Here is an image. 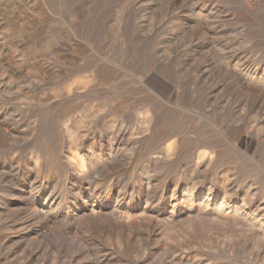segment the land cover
Masks as SVG:
<instances>
[{
    "label": "rangeland",
    "instance_id": "1",
    "mask_svg": "<svg viewBox=\"0 0 264 264\" xmlns=\"http://www.w3.org/2000/svg\"><path fill=\"white\" fill-rule=\"evenodd\" d=\"M180 1L0 0V264L261 263L230 219L188 222L203 202L245 210L244 194L224 196L222 170L236 191L264 188V103L254 104L264 99V74L240 66H264V0H186L196 8L177 24ZM217 127L230 142L216 147L224 163L196 170L192 145L206 131L219 137ZM174 131L184 141L171 167L158 155ZM72 135V152L85 147L87 175L68 168ZM245 135L253 144L234 149ZM177 171H197L207 185H177ZM140 175L148 177L136 182ZM177 187V202L164 205ZM256 209L247 208L259 228Z\"/></svg>",
    "mask_w": 264,
    "mask_h": 264
},
{
    "label": "bare ground",
    "instance_id": "2",
    "mask_svg": "<svg viewBox=\"0 0 264 264\" xmlns=\"http://www.w3.org/2000/svg\"><path fill=\"white\" fill-rule=\"evenodd\" d=\"M181 2V5H180V7L179 8H177V9H175L174 10V14H176V16H174V18L176 19V20H179L178 21V23L177 24H180V22H181V20H182V18L185 16L184 14H186V15H189V12H191V10H193V9H195L196 7V4L194 3V4H192V6H193V8L191 9V8H189L188 7V3H187V1L186 0H181L180 1ZM194 11V10H193ZM181 26V25H180ZM192 58V57H191ZM191 61V60H190ZM200 61V60H199ZM211 61H213V59L211 60ZM215 61V60H214ZM208 63L210 62V61H207ZM244 62V61H243ZM202 63H204V62H202ZM215 63V62H214ZM220 64V63H219ZM203 65V64H202ZM208 64H204V66L206 67ZM212 65V64H211ZM214 65V64H213ZM249 65V64H248ZM248 65H246L245 64V62H244V64L243 65H240V66H242V68H244L245 70H247V72L246 73H249L250 74V72L252 71V74H250V76H252V77H256V76H258L260 73H257V72H260L261 71V69H262V74H264V66H263V68L261 67H258V68H254L255 70H253V69H251V67H249ZM199 68V67H198ZM208 68H210L209 66H208ZM213 68V67H212ZM199 69H201V68H199ZM205 70H207V69H205ZM210 70V69H209ZM200 73H202V75H204V73H205V71H202V70H200ZM205 75H206V73H205ZM263 78H264V76H263ZM84 79V78H83ZM88 80V79H87ZM232 81V80H231ZM230 81V82H231ZM233 82V81H232ZM264 82V81H263ZM81 83V82H80ZM81 85H82V83H81ZM251 85V84H250ZM263 85H264V83H263ZM248 86V85H247ZM86 87V86H85ZM237 87V86H236ZM85 89V88H84ZM83 89V90H84ZM247 89V88H246ZM238 90H241V88H239V87H237V91ZM237 94L238 93H240V92H236ZM243 93V92H242ZM239 95H241V94H238V96ZM246 94H244V96H245ZM260 95V94H259ZM242 96V95H241ZM243 96V97H244ZM247 96V95H246ZM240 97V96H239ZM241 98V99H244V98ZM250 97V96H249ZM251 98V97H250ZM253 99V98H252ZM240 100V99H239ZM262 100H264V99H262ZM258 101L257 99H256V101H255V105H256V102L259 104L260 103V106H261V104L262 103H264L263 101ZM158 101V100H157ZM239 103V105H238V107L236 106H234V107H232V110H231V115H233V117L235 116L236 117V114L237 113H241V111H240V109H242V107H240V103H241V101H239L238 102ZM150 105V104H149ZM246 107V106H245ZM236 108H238V111L239 112H237V109ZM244 108V107H243ZM260 108V107H259ZM243 110V109H242ZM237 116H238V114H237ZM143 117H145L146 119H149V113L148 112H146L145 111V114H144V116ZM240 117V116H239ZM205 118H207V117H205ZM209 118V117H208ZM211 118V117H210ZM236 121V120H235ZM212 122V121H211ZM249 123H252V122H249ZM258 123V122H257ZM212 124V123H211ZM222 124L223 123H220V126H222ZM238 124V123H237ZM260 124V123H259ZM189 125V124H188ZM213 125H215V124H213ZM216 126V125H215ZM214 126V127H215ZM250 126V125H249ZM253 126V125H252ZM259 126V125H258ZM213 127V126H212ZM254 128V127H253ZM257 128V127H256ZM3 129V128H2ZM215 129V128H214ZM222 129V128H221ZM217 130H219V137H215L214 135H213V133H211L210 131H206V133H203V137H197V139H198V141H197V143H196V141H195V143H193V145H192V147H194V150L192 151L193 152V158H192V160H193V166H194V168H196V170L197 169H204V168H208V167H211V168H214V169H217V167H216V164L218 163V162H221L222 161V163H224L223 162V158L224 157H222L223 156V153H221V152H219L218 150H217V148L216 147H218V146H223V144H226V145H229L230 144V142H229V140L227 139V137H226V135H225V133H224V131H220V128H218L217 127ZM176 131V130H175ZM169 132V133H167V134H165V136L164 137H172L171 138V141L168 143V145L166 146V147H164V149H163V151L164 152H161V154H159L158 156H162V157H164V159L163 160H165V162H167V164L169 165V166H171V167H176L177 165H178V163H180L181 164V161H180V158H181V156H182V154H181V152H180V150H182V145H183V141H184V139L177 133V132ZM201 131V130H200ZM218 135V134H217ZM121 136H123V135H121ZM126 136V135H125ZM214 138V139H210V138ZM73 138V135L71 136V139ZM161 138V137H160ZM202 138H205V139H202ZM210 140H209V139ZM114 139H116V136H115V138ZM121 139V138H120ZM237 141H236V144H234V149L235 148H241L242 146L244 147V145H252L253 144V140L252 139H249V136H247V135H245V136H239V138L238 139H236ZM74 139H72V142H70V148H71V154H68V156H66V157H68V160H67V162L69 163V166H68V168L70 169V171H77V175H82V174H85V175H87L88 173L87 172H85V160H84V157H83V155H81V153H80V150L82 149V150H84V145L83 144H81V145H79V147H78V149H77V147H76V150L74 151L73 150V152H72V148L74 147V145H76V142L74 141ZM159 142H162V141H159ZM165 142V141H164ZM115 144V143H114ZM162 148V147H161ZM239 151V150H238ZM75 152V153H74ZM219 152V153H218ZM222 157V159H220ZM39 156H36V160L33 162L34 164H35V169H36V167L38 166V160H39ZM226 158V157H225ZM215 161V162H214ZM227 163V162H226ZM175 164H176V166H175ZM18 165V164H17ZM180 168V167H179ZM219 169H221V167L219 168ZM113 170L115 171V173H118V169L117 168H114L113 167ZM170 170V169H169ZM169 170H167V172H169ZM78 171H79V173H78ZM254 171V170H253ZM38 172V171H37ZM166 172V173H167ZM175 173H177V174H174V176L171 178L173 181L172 182H174V183H176L177 185H181V182L183 181V183L184 184H188V186L189 185H191V187L192 188H194V189H196V190H202L203 189V185L205 184V185H207V183H206V179H205V177H204V175L203 176H199L198 175V173H197V171H194V173L193 174H190V173H187V174H183V172L182 171H177V172H175ZM165 174V173H164ZM221 174V175H220ZM217 175H220V177H219V181H220V183H221V189H223L224 191V196H226L228 199H232V200H238V192H240V194H244V196L242 197V199H241V205H243L244 204V206L246 207V208H244L245 210H242V208L240 207V206H237V207H235L234 209L233 208H225V209H227V210H223V207H225L224 205H226V203L224 202V201H221V202H217V204H218V207H217V209L215 208L214 210H212V208L211 207H208L209 206V204L207 203V202H203L201 205H199V207L196 209V210H194L193 212V214L190 216V219H191V221L190 222H188V223H193V227L195 228V226H194V223H195V221L196 222H199V221H206L205 219H207V216L209 215H211V214H218V216H220L221 218H226V219H230V222H231V224H233V226H235V228L236 229H240V231L241 232H243V233H246L247 235H248V237L247 238H250L251 240H252V242H253V244L256 246V248L258 249V250H256L255 252H256V263H257V261H259V262H261L260 264H264V253L261 251V246L264 244V222L263 221H260V224H261V226L259 227V228H261L260 230H259V228H255V226H254V224H253V222H250V220L252 221V220H254V219H251L248 215V213H249V211L247 210V208L248 209H252V208H257L258 209V211H259V215L260 214H263L264 213V188L261 190V191H256V189H254V188H252L251 187V185L249 186H246L247 187V189L246 190H248V191H244V190H239V191H236L237 189H232V188H230V187H228L227 185H226V183L229 181V176L227 177V175L224 173V170H222L219 174H217ZM83 176V175H82ZM147 175H140L139 176V178H138V180H136V182H141V180L140 179H147V177H146ZM184 176V179L182 178ZM93 178V182L94 183H98L99 182V178L98 177H92ZM114 178V177H113ZM101 179V178H100ZM201 179H202V182H201ZM30 179L28 178V177H25V178H23V179H21V180H19V186H24V185H26V183H28V181H29ZM95 180H97V181H95ZM35 181H36V183H38V181H40V179L39 178H36L35 179ZM168 181H166L165 180V177H163V178H161L160 179V182H158V184L160 185L159 187L161 188V189H163V192H164V190H165V188H167V185L168 184H166ZM230 182L231 183H233V179H231L230 180ZM4 183V182H3ZM161 183V184H160ZM34 184H33V182H32V186H33ZM136 187H140V185H136ZM158 186H156L155 188H157ZM179 187V186H178ZM178 187L173 191V192H171V195H169L168 194V199H165V204L164 205H167V204H172V203H175V202H177V198H178V193H179V191H178ZM125 189H126V187H124ZM141 188H142V186H141ZM141 188H138L137 190H136V192L137 193H140V192H142L141 193V195H142V197H144L145 198V200H146V202H151V201H149L151 198L152 199H156V197H157V193H156V191H153L152 193L151 192H148V191H144V190H142ZM122 190V191H120L119 192V194L120 193H122L124 196H127V190L128 189H126V190ZM210 189V188H209ZM258 190V189H257ZM260 190V189H259ZM135 191V190H134ZM241 191H244L245 193H242ZM134 194V193H133ZM121 196V195H120ZM163 198H166V194H164L163 195ZM224 199V198H223ZM149 205V204H148ZM180 205H182V204H178V206H180ZM194 205V204H193ZM193 205H189V207L190 208H193ZM158 206V205H157ZM171 207H172V209H173V212H176L178 209H177V206H175V205H170ZM248 206V207H247ZM257 209H256V211H257ZM248 211L247 212V214H246V212L245 211ZM143 212V211H142ZM178 212V211H177ZM196 212V213H195ZM192 213V212H191ZM254 213V212H253ZM146 214V211H145V213H143L142 214V216H146L145 215ZM255 215V214H254ZM172 216V215H171ZM262 216H264V214L262 215ZM138 218H140V217H138ZM193 219H194V221H193ZM169 220L170 221H166L167 222V224L166 225H169V224H172L173 226H175L176 224L175 223H173V221H172V218H169ZM239 220H241V222H239ZM124 221V220H123ZM256 223H258V222H256ZM255 223V224H256ZM127 225V224H126ZM166 225H164L163 224V227H162V231L165 233V231L164 230H166L165 229V226ZM191 225V224H190ZM256 225H258V224H256ZM126 227V226H125ZM124 226H123V228H125ZM192 228V227H191ZM204 228H206V227H204ZM175 230H177L176 232H178L179 230L178 229H175ZM104 231H105V229H104ZM167 231V230H166ZM211 230H207V229H205V230H203V232H201L200 234H201V236L203 237V238H210L211 237V232H210ZM179 233V232H178ZM199 234V235H200ZM29 235V234H28ZM27 235V236H28ZM23 238V237H22ZM182 240H180V241H177L178 243L179 242H181ZM167 248H168V250L170 249V247H174L173 245H174V243H173V241L171 240V239H169L168 241H167ZM177 244V243H176ZM175 244V245H176ZM179 247L181 248V245L179 244ZM187 247V246H186ZM175 248V247H174ZM189 248V247H188ZM185 249V248H184ZM189 250L191 251V249L189 248ZM176 251H178V250H176ZM188 251V250H187ZM179 252V251H178ZM177 253V252H176ZM174 254H175V252H174ZM232 254V253H231ZM239 256V257H241L240 256V253H238V252H234L233 253V256ZM190 256V255H189ZM214 257L215 258H217V259H220L221 258V254H215L214 255ZM165 263H168V262H166V261H164V259H162L159 263H157V264H165ZM93 264H100V263H98V262H94ZM168 264H187L186 262H180V260L179 259H177V257H173V258H170V261H169V263Z\"/></svg>",
    "mask_w": 264,
    "mask_h": 264
}]
</instances>
